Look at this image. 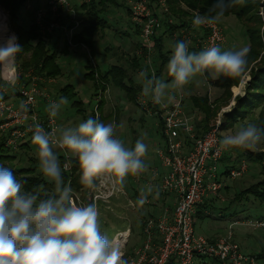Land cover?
<instances>
[{"label": "clouds", "instance_id": "1", "mask_svg": "<svg viewBox=\"0 0 264 264\" xmlns=\"http://www.w3.org/2000/svg\"><path fill=\"white\" fill-rule=\"evenodd\" d=\"M242 0H214L205 14L196 13L194 27L221 22L225 13ZM190 41H176L171 45V56L166 65L170 81L158 78L154 71L144 68L139 72L142 95L153 104L167 107L174 99L172 90H182L197 75L221 76L236 79L246 73L249 47L221 50L210 46L199 52L190 51ZM21 46L9 40L0 47V65H12ZM30 102V100H29ZM19 106L21 113L29 111L28 103ZM67 97L49 102L46 111L56 117L68 104ZM118 125L103 123L99 116L88 117L75 127H57L46 131L34 123L32 143L36 146L39 169L53 184L49 193L43 185L26 189V180L17 179L9 168L0 166V264H129L122 249L101 231L99 211L95 202L79 206L73 189L65 183L60 157L55 149L64 150L65 157L78 161L80 184L86 188L111 184L124 188L127 177H137L147 171L144 157L148 146L143 138L134 147H126L117 136ZM264 141V129L255 123L239 126L220 139L224 150L248 149L255 151ZM159 189H141L137 206L148 203V197H159Z\"/></svg>", "mask_w": 264, "mask_h": 264}, {"label": "trees", "instance_id": "2", "mask_svg": "<svg viewBox=\"0 0 264 264\" xmlns=\"http://www.w3.org/2000/svg\"><path fill=\"white\" fill-rule=\"evenodd\" d=\"M147 1L154 9V15L157 19H160L161 23V27L156 30L153 37L155 52L152 62L156 76L158 78H162L166 71L168 60L171 56V51H168L166 47V39L170 37L173 42L183 40V32H188L192 29V20L195 14L207 13L209 7L214 3V0H165L166 5L169 8L168 11L163 10L161 4L162 0ZM260 1L261 0H242V3L229 9L224 15L225 17L232 15L236 16L243 24L246 36L250 43V52L248 54L249 64L246 73L251 70L252 79L247 86L246 95L237 97L234 109L225 114L223 129L226 127L233 128L241 121H245L248 118L253 117V115H258L256 124L257 127L264 129V55L262 52L264 50V44L260 33ZM27 3L28 0H0V4L7 8L6 11H8L10 15L11 30L16 34L19 45L22 48V50L16 54V67L19 72V78L17 80L18 85L11 86L6 82V80L1 79L0 89L6 88L8 93L1 95L0 98L9 101L12 100L17 104L19 101H22L21 94L19 93L21 88L32 85L34 78L41 90H49L48 85H50V81L58 80L64 76L63 68L61 64H59V58L61 54H69L73 46L88 49L92 58L97 56L99 49L98 42H100L99 40L101 39L100 36L105 35L106 30L110 27V9L112 6H120L118 0H91L90 2L77 6L75 10L78 15L82 17L81 19L79 18L82 21V25L71 38L69 36V32L75 27L71 16H65L64 10H60V13L63 15L57 19L52 11L49 10V14L44 22L45 26L48 28L49 25L55 23L66 29L64 30L59 28L60 31L66 35L64 48L60 51H54L52 46L54 45L55 36L53 34L59 29H54L51 32H48L45 29L46 33L44 34L42 27L37 22L38 17L35 10H29L27 13L28 18L25 19L22 11ZM183 4L186 5L187 10H179V6ZM126 10L131 16V7L126 5ZM133 25L136 28L137 35L141 36V28L136 26L134 23ZM206 36L207 33L205 34L202 32L201 36H197L196 38L194 37V44L192 45L190 51L199 52L203 50V44L199 43V39L204 40ZM136 45L138 49L143 48V42L136 43ZM146 53L143 54V56H139L135 53L129 66L125 67L121 64H114L105 73L101 72L99 67L90 61L87 65L89 73L86 75V79L94 83V98L97 97L98 99V96H100L99 91L106 92L109 86H113L116 89L123 91L130 103L142 108L140 99H149V97L142 95V85L140 81L136 79V76L142 69H150L149 66L144 64V60L147 55ZM1 72L2 65H0V74ZM206 76L213 88L221 89L223 91V95L218 99L219 103H222L225 98L227 101L232 99L231 97L233 94L231 90L243 77L241 76L236 79H229L221 76L218 79H212L209 75ZM59 94L61 97H67L68 100L74 104L73 106L77 109L78 114L83 117L84 120L88 118L85 103L80 99L78 100L79 94L74 85H67L59 91ZM190 102L192 109L200 115V118L195 120V126L197 136L201 137L212 129L214 120L217 117L219 110L223 107V104H217L218 106L212 104L211 98L208 94L205 96L192 95ZM105 104V100L100 98L98 110L102 115L101 122L103 123L108 122V120L113 119V117L117 116L118 118L119 116V110H117L115 115L111 113L108 116H105ZM96 108L91 115L92 118H96ZM152 108L155 111L157 110L155 107ZM157 117L159 120V132L162 139L166 141L164 123L158 115ZM6 139V135L0 137V166L10 169L9 165H12L18 159L19 155H24L23 160L26 159L28 161V165L26 167L19 168L17 171L14 170L15 166L10 170L13 171L17 179L27 181V184L25 185L26 189L43 185V187L51 193L53 190V184L49 183L42 174L38 173L39 162L37 159L30 156V153L34 151L32 138L28 142L20 145L21 148H19V150L7 148ZM235 150L242 151L243 155L238 154V156L234 159L233 153L231 151H227L221 161L222 176H229L233 170L240 169L244 163L243 157L245 156H247L246 161L249 163V165L247 164L248 171L249 167H256L260 169V173L258 181L251 184L249 187L238 191L234 195V198H232L230 207L236 205L238 207V212L234 214V218H241V221H264V215L254 217L252 214V212L256 210H264V150L255 152L248 149ZM55 151H57L60 157L62 174L64 176L65 183L70 182L73 191L76 192L86 188L80 184V171L77 159L74 157L71 159L73 165L72 172H65L63 170L65 158L62 152H59L57 149H55ZM232 189H234V187L227 183L221 193L225 192L229 194ZM220 195L207 198L198 208L196 216L197 224L199 222H205L215 214V202L221 201ZM139 197L140 194L136 192L134 198L138 199ZM207 211H210L211 214ZM146 217L147 218H143L141 228V236L143 240L146 239L145 229L148 222L151 219L156 222L158 220L153 214H147ZM155 231L157 232V229ZM250 257L255 259L257 264L260 261L264 262V249H262L260 253L250 255ZM197 264L223 263L219 260L217 261L207 257H202Z\"/></svg>", "mask_w": 264, "mask_h": 264}, {"label": "built area", "instance_id": "3", "mask_svg": "<svg viewBox=\"0 0 264 264\" xmlns=\"http://www.w3.org/2000/svg\"><path fill=\"white\" fill-rule=\"evenodd\" d=\"M91 0H82L85 4ZM51 10L57 13L59 10L67 11L75 24L69 32L70 38L81 27L82 21L77 17V12L72 6V0H46ZM163 10L168 11L166 1L161 2ZM154 9L147 0L134 1L131 7V18L136 26L141 28L143 39L142 55L146 52L151 71H154L153 37L156 30L161 27L160 19L154 15ZM46 14L40 11L38 23L44 25ZM172 23V21H171ZM64 27L51 24L45 27L46 31ZM207 33L204 40L199 39L203 49L210 46L222 47L226 43V37L219 23L194 27L188 32H183V41H190V49L194 44L193 32ZM177 37V36H176ZM197 37V36H196ZM15 68V67H14ZM16 69V68H15ZM16 73V70H15ZM16 75V74H15ZM156 75V72H155ZM3 78L11 86H15L17 77ZM6 88L0 89V96L7 94ZM22 102L28 103L29 111L21 113L20 109L9 100L0 98V137L6 135V146L13 150H19L20 145L28 142L33 135L29 130L34 123H40L46 131L61 127L56 117H50L47 111L40 110V98L46 99L48 104L54 101L38 86L36 79L32 85L22 87L20 92ZM99 103V102H98ZM142 108L151 115L159 116L164 123L166 145L160 155L163 166L168 169L164 177L162 189L167 193H174L177 197V205L173 215L165 214L157 220H150L145 229L146 239L131 253L124 252L129 264H197L200 258L207 257L219 260L223 264H255L256 260L242 252L241 246L236 242L233 227L217 240H210L196 232L197 211L204 201L211 196H218L227 185L226 180L236 181L243 178L248 172L247 163H243L238 170H233L229 176H222L221 161L228 150L220 147L222 122L219 120L205 135L198 137L196 134L195 119L187 114L184 109V95H179L173 102H166L167 107L153 104L151 99H140ZM96 117L101 113L96 106ZM152 107L157 108L155 111ZM63 170L72 172V157H65ZM126 195L117 184L113 187L110 183L97 187L87 188L83 191H73L74 201L79 206H85L95 202L100 213V205L108 204L112 199ZM101 213L99 215V220ZM254 229L264 230V221L248 220L242 223ZM157 229V232L155 231ZM130 233V231H128ZM129 237V236H128ZM124 234H119L113 243L123 240ZM126 244V243H125ZM125 246V245H124ZM123 247L116 246L123 250Z\"/></svg>", "mask_w": 264, "mask_h": 264}, {"label": "rangeland", "instance_id": "4", "mask_svg": "<svg viewBox=\"0 0 264 264\" xmlns=\"http://www.w3.org/2000/svg\"><path fill=\"white\" fill-rule=\"evenodd\" d=\"M74 1H78L75 3ZM82 0H73L72 6L75 9L77 6L80 5ZM135 0H118L120 6H112L109 13V25L110 27L106 30L105 35L100 36L101 39L98 42V48L101 49V46L110 47L111 54L110 56L114 55L117 57H122L123 54L126 55L127 60L130 58V62L136 53H143L142 49H135L131 50L132 46L135 47L136 43H142L143 39L141 36L137 35L136 28L133 26L132 18L130 14L127 13L126 5L132 7V4ZM259 7V16L261 18V38L264 44V0L260 1ZM7 8L0 4V47L6 45L9 40H14L15 43L19 44L18 38L16 34L11 30L10 25V15ZM36 11L37 17L39 16L40 11L42 10L45 12L46 15L49 14L50 6L46 2V0H28L27 5L23 9L22 13L25 16L24 18L27 19L28 11ZM179 10H187L186 5L183 4L179 6ZM69 13L64 10V15L67 16ZM78 18H82L77 14ZM222 30L224 31V35L226 37V43L223 44L221 50H226L225 47L228 45L229 47L227 50H239L242 47H250L249 40L246 36L245 29L243 27L242 22L236 16H229L223 17L221 22H219ZM191 35L196 38V36H201V32H192ZM64 41V40H63ZM132 43H135L132 45ZM173 40L168 37L166 39V47L168 51H171V45L173 44ZM60 45V46H59ZM64 46V42H60L58 44H54L52 48L54 51H58L60 48L62 49ZM264 55V50L262 51ZM141 56H143L141 54ZM109 56L101 53L92 58L89 54L88 49L83 47H77L71 50L69 55L60 56V63L63 71L64 76L56 80V82L48 85L49 90L43 89L42 91L47 95H52L54 101H58L61 96L59 91L65 88L67 85H74L78 92V100H82L85 103V109L87 110L88 117L91 116L98 105L99 99L102 98L105 100V108L104 114L108 116L109 114L113 113L114 115L119 110V116L117 118L113 117V119L108 120L107 123L115 122L118 125L117 129V136L121 138L126 147H134L135 142L137 139L143 138L144 143L148 146V151L145 155L144 162L148 165V168H154V165L160 166L161 160H159L158 153L162 146V137L159 133V129L156 126V121L159 122L158 117L155 115H151L148 113L144 107L139 108L136 105L130 103L127 98L126 94L119 89H116L113 86H109L106 92L99 91L100 96L94 98L95 95V88L94 83L86 79V75L89 73V69L87 68L88 63L91 61L94 65L99 66L101 72L105 73L110 69L108 63ZM115 63V61H114ZM111 63L112 65L114 64ZM144 64L149 66L148 60H144ZM16 69H15V68ZM16 70V73H15ZM155 70V69H154ZM14 77L16 76L17 79L19 78V72L16 67V56L14 63L12 64L11 68L6 69L4 67V75L6 77ZM16 74V75H15ZM211 77V76H210ZM212 78V77H211ZM3 78V66L2 72L0 74V80ZM136 79L139 81V74L136 76ZM165 81L168 80L167 76V69L162 77ZM213 79V78H212ZM252 79V72L249 70L240 80V82L232 88V99L228 102L225 98L222 103L218 102V99L223 95L219 93L211 94V85L210 81L205 75H197L193 80L186 85L182 90H172V92L177 93L178 95L175 97L178 98L179 95H184V109H186L187 114L194 117L195 120L200 118L199 113L194 111L191 107L190 98L192 95L198 96H205L209 95L211 98V103L218 106L217 104H223V107L219 110L217 117L214 120L213 126L220 120L222 124H224L225 114L227 112H231L234 107L236 106V98L239 96H245L247 91V86L251 82ZM5 80V79H4ZM18 82H16V85ZM217 92H221V89H216ZM239 93V94H238ZM100 97V98H99ZM174 99V100H175ZM173 100V101H174ZM69 101V100H68ZM166 101V102H173ZM226 103V105H225ZM74 104L69 101L67 105H65L61 112L57 115V119L60 123L61 127H75L78 123L84 121L83 117H81L77 109L73 106ZM144 115V116H143ZM140 116H143L146 121L142 124L139 122ZM153 116V117H151ZM258 115L248 118L245 121H241L239 124L235 125L233 128H224L223 125L221 127V136L225 134H229L234 132L239 126L245 125L249 122L257 124ZM34 146V151L30 153V156L37 159L36 154V146ZM264 150V141H262L256 148L255 151H262ZM233 153V158L235 159L238 154L243 155L242 151H238L235 149L228 150ZM253 151V150H251ZM254 151V152H255ZM24 155H19L18 159L12 164L9 165L10 169L13 168L17 171L19 168L26 167L28 165V161L26 159L23 160ZM244 162H247V156L243 157ZM39 162V161H38ZM249 165V163L247 162ZM163 165V162H162ZM250 172H253L256 178L253 176V180L249 181L247 176H249ZM38 173L40 169L38 168ZM150 177L152 172L149 173ZM260 169L249 167L248 173L243 177L236 181L233 180H226L228 184L234 187L231 192L228 193H220L218 196H221V201L215 202V209L216 212L211 219H207L205 222H199L196 226V232L199 235L209 236L211 231L217 230L220 228H225L222 235H225L228 231V228L231 221L235 220L234 214L238 212V207L232 206L230 207L231 200L234 198V195L244 188L249 187L251 184L255 183L259 179ZM43 175V174H42ZM145 176V174L143 175ZM46 179V178H45ZM138 179L140 177H132L129 176L126 178L124 183V190L130 192L131 196H133L134 203H131L127 200L125 195H120L112 199L108 204H101L100 205V213L101 217L99 220L100 229L101 231L109 238V240L114 241V239L119 236V234H124L131 230L129 233V237L126 241V244L123 248V252L131 253L133 249L137 246H140L142 242H144L141 236V228L143 224V218H147L148 212L151 209H154V200L148 197L149 202L146 203L143 207L137 206V200L135 197V192L140 189H144V183H139ZM47 180V179H46ZM142 180V179H141ZM144 181V180H143ZM138 182V183H137ZM86 189L84 188L81 191L86 193ZM78 191V192H81ZM223 192V191H222ZM227 209V210H225ZM254 217L264 215V210H256L252 212ZM237 221V220H236ZM248 220H245L246 222ZM241 222V221H240ZM238 229V234L240 236V242L236 239V242L243 247L245 253L256 254L260 253L262 249H264V230L261 229H254L252 227H248L246 225H238L235 228ZM235 233V232H234ZM206 237V238H207ZM248 238L258 239L259 243L262 244V247L251 243L252 241H247ZM209 239V238H208ZM249 244V245H248ZM241 247V248H242ZM243 252V251H242ZM246 255V254H245ZM250 256V255H247ZM210 262V261H208ZM257 264V262H255ZM258 264H264L263 261L258 262Z\"/></svg>", "mask_w": 264, "mask_h": 264}, {"label": "crops", "instance_id": "5", "mask_svg": "<svg viewBox=\"0 0 264 264\" xmlns=\"http://www.w3.org/2000/svg\"><path fill=\"white\" fill-rule=\"evenodd\" d=\"M73 1V0H72ZM75 3H78V1H74ZM81 5V4H80ZM79 5V6H80ZM42 11V10H41ZM52 11V13L54 14V16H56L57 17V19L58 18H60V17H62V15L63 14H61L60 13V10L59 11H57V13L56 12H54L53 10H51ZM46 18H47V16H46ZM37 22H38V20H37ZM41 27H42V31L44 32V34L46 33V31H45V24L44 25H40ZM134 26V25H133ZM54 36H55V40H54V44H58V43H60V42H64L65 43V34H63L61 31H60V29L59 30H56L55 32H54V34H53ZM64 40V41H63ZM135 43H132V45H134ZM60 46V45H59ZM229 46L227 45L226 47H225V49L227 50V48H228ZM63 48H64V46H63ZM62 48V49H63ZM75 48H77V47H75V46H73L71 49L73 50V49H75ZM79 48V47H78ZM86 49V48H85ZM131 50H133V49H135V51L138 49V47H137V45L135 44V47L134 46H132V48H130ZM54 50V49H53ZM61 50V48L58 50V51H60ZM100 52L101 53H104V54H106V55H108L109 56V58H108V63H109V66L110 67H112L114 64L115 65H119V64H121V65H124L125 67H127V66H129L130 65V58L127 60V58H126V55H128V54H123V56L122 57H119L118 59H117V57H115L114 55H112V56H110L109 54H111L110 52H111V48L110 47H105V50H104V47H102L101 46V49H98V54H100ZM70 53H71V51H70ZM69 53V54H70ZM69 54H61L60 56H65V55H69ZM97 54V55H98ZM139 56H141V54H139V53H137ZM60 59V58H59ZM114 61H115V63H114ZM114 63L113 65L111 64V63ZM99 67V66H98ZM100 69V68H99ZM168 76V75H167ZM171 78L168 76V80H170ZM140 81V80H139ZM54 82H56V80L55 81H50L49 82V84H52V83H54ZM48 90V89H47ZM123 92V91H122ZM210 93L213 95V94H215V93H219L220 95H222V93H223V91H221V92H217V90H216V88H213L212 86H211V90H210ZM239 94V93H238ZM172 95L174 96V99H175V97L178 95L177 93H174V92H172ZM50 96V95H49ZM52 96V95H51ZM50 96V97H51ZM52 98V97H51ZM174 99H172V101L174 100ZM171 101V100H170ZM11 102L12 103H14L12 100H11ZM22 103V101H19V103L17 104L16 102L14 103V105L15 106H17L18 108H19V106H20V104ZM39 107H40V110H41V112L42 113H45L46 112V108H47V106H48V102H47V100L46 99H43V98H40V100H39V105H38ZM144 116V115H143ZM143 116H140V119H139V122L140 123H144L145 121H146V119L143 117ZM151 117H153V116H151ZM156 126H157V128L159 129V122H157L156 121ZM160 133V132H159ZM162 137V136H161ZM162 141H163V143H162V146H161V149H160V151H159V153H158V156L160 155V152H161V150H163L164 148H165V145H166V141L165 140H163L162 139ZM159 160H161L162 161V159H161V156H159ZM148 166V165H147ZM147 172H149V173H151L152 172V175H151V177H150V174H148ZM167 172H168V169L167 168H165L163 165H162V162H160V166H156V164L154 165V168H151L150 167V169L149 168H147V171H145L144 173H141L138 177H140L141 179H138V181H139V183H144V186L146 187V186H149V185H151V186H153V188H154V190L155 189H159V197L158 198H156V199H153V197L152 196H149L150 197V199H153L154 200V209H151L150 210V212H148V214H153V215H155L156 216V218L157 219H159V218H161L163 215H165V214H170V215H173L174 214V210H175V208H176V205H177V197H176V195L174 194V193H167V192H164L163 191V189H162V184H163V180H164V177L167 175ZM145 174V176H143ZM253 176L256 178L257 176H255L254 175V173L253 172H250V174H249V176H247V178H248V180L249 181H251V180H253ZM144 180V181H143ZM138 183V182H137ZM126 192V198H127V200L129 201V202H131V203H134V201H133V196H131V194H130V192L128 191V188H127V191H125ZM137 193H141V189L140 188H138V190L136 191ZM135 192V193H136ZM123 196V195H122ZM120 198H122L121 196H119ZM148 202H149V200H148ZM212 208V207H211ZM173 211V212H172ZM209 214H211V212L210 211H207ZM214 216V215H213ZM211 219V218H210ZM237 220V221H236ZM241 218H236L235 220H232L231 221V223H230V225H229V227H227L228 228V230L227 231H229L230 230V228L231 227H233V230H234V232H235V237H236V239L239 241L240 240V236H239V234H238V229L236 230L235 228H236V226H238V225H243L242 223L244 222V221H241ZM223 230H225V228H220V229H217V230H213V231H211V233H210V235L207 237V236H205V237H207V238H209V239H211V240H217L219 237H221V233L223 232ZM128 231H130V233H131V230H128ZM204 236V235H203ZM247 241H252L251 240V238H248V240ZM240 242V241H239ZM251 243H254V244H256V245H258V246H260V247H262V244H260L259 243V240L258 239H253V241L251 242ZM249 245V244H248ZM242 247V246H241ZM242 251H243V253L244 254H246V255H251L250 253H245L244 252V249H243V247H242Z\"/></svg>", "mask_w": 264, "mask_h": 264}, {"label": "bare ground", "instance_id": "6", "mask_svg": "<svg viewBox=\"0 0 264 264\" xmlns=\"http://www.w3.org/2000/svg\"><path fill=\"white\" fill-rule=\"evenodd\" d=\"M11 67H12V65H9V66H8V68H11ZM6 69H7V67H6ZM12 75H13V78H14V74H12ZM128 236H129V232L124 233V239L115 242L114 245H115V246L123 247V246L125 245L127 239H128Z\"/></svg>", "mask_w": 264, "mask_h": 264}]
</instances>
